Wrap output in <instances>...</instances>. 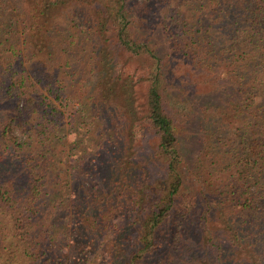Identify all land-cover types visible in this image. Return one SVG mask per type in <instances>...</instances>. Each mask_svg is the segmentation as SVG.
I'll return each instance as SVG.
<instances>
[{
	"label": "trees",
	"instance_id": "obj_1",
	"mask_svg": "<svg viewBox=\"0 0 264 264\" xmlns=\"http://www.w3.org/2000/svg\"><path fill=\"white\" fill-rule=\"evenodd\" d=\"M191 1L198 12L192 17L185 12ZM22 2L25 18L8 33L15 39L8 41L0 33V46L5 47L0 103L13 107L0 135V170L19 164L17 170L25 177L22 184L0 181V264H53L56 248L68 239L81 234L88 238L87 233L93 243L110 223L113 237L106 244L107 256L121 264H151L170 250L169 236L175 232L185 188L178 135L182 117L173 108L180 100L168 89L167 60L160 49L134 36L128 0ZM163 5L170 20L164 32L202 69L214 73L226 68L233 83L230 93L240 94L233 103L240 120V154L225 164L223 189L213 195L216 208L221 209L223 196L222 204L232 207L229 214L221 209V219L229 234L240 239L239 248L247 244L251 258L246 264H264V0H163ZM110 31L126 61L141 74L136 82L119 75L117 84L109 82L114 73L107 67L114 61L103 65L100 48ZM89 42L91 50L85 46ZM75 75L93 76L80 78L89 86L78 95L69 89V77ZM136 86L144 88L140 102ZM82 96L83 119L90 120L89 138L97 150L89 166L97 162L99 170L102 163L104 175L93 187L94 196L78 202L77 193L62 194V185L56 189L61 181H49L45 156L38 149L29 150L28 141L51 142L65 125L66 106ZM224 115L236 124L229 112ZM140 125L151 139L147 154L144 147L137 154L133 148ZM24 137L28 141L21 142ZM88 155L81 153V161ZM51 199L61 216H46ZM197 201L198 216L187 219L177 233L186 241L201 240L221 262L224 250L210 227L213 207ZM119 219L124 220L117 224ZM60 235L64 241L58 240Z\"/></svg>",
	"mask_w": 264,
	"mask_h": 264
},
{
	"label": "rangeland",
	"instance_id": "obj_2",
	"mask_svg": "<svg viewBox=\"0 0 264 264\" xmlns=\"http://www.w3.org/2000/svg\"><path fill=\"white\" fill-rule=\"evenodd\" d=\"M22 1L24 0H0V33L8 41H12L15 37L14 34L8 33L14 30L15 26H19L20 21L25 18ZM128 1L134 36L136 39L149 42L152 47L160 49L165 60H167V82L170 86H168V89L176 94L177 99L180 100L173 108L178 109L182 117L178 125V135L184 155L182 174L185 188L178 203L175 232H171L169 236L171 241L168 238L166 239L170 242V250L159 254L152 263L246 264V261L251 258L247 244H243L239 248L237 245H240V239L229 234L225 229L224 221L221 219V209H225L229 214L232 207L228 206L227 203L222 204V200H225L223 196L220 199L221 209L216 208L218 201L213 195L214 190L223 189L222 178L227 177V173L224 171L225 164L234 162L236 159L234 154H240V129L238 130L240 120L234 116L233 112V103L240 100V94L238 91L233 95L230 93L233 91V83L231 76L227 74L228 70L226 68L214 73L209 72L207 68L202 69L200 63L181 51L180 47H183L181 43L175 42L174 38L164 32L163 26L165 23H169L170 20L166 16L167 11L164 8L166 6L163 5V0ZM193 5L194 2L191 1L188 10H185L187 14L191 13V17L198 14ZM19 14L22 15L19 16ZM102 42L100 50L103 51L101 56L104 57L103 65H108V62L112 59L114 61L107 67V71L114 73L113 77L109 75V82L117 84L118 75L122 76L123 79L129 77L134 82L137 78L142 77L136 71L133 63L130 64L126 61L122 48H119L114 40L112 31L103 37ZM85 46L91 50L90 42ZM2 49H5L4 45L0 46V58L3 55L1 53L3 52ZM56 57L55 60H57ZM106 57H108L107 60ZM71 60L75 59L71 58ZM78 65L86 69L84 63L78 61ZM113 65L116 66L113 67ZM92 77L90 75V78ZM80 78L90 79L88 76L81 75L79 77L76 75L69 77L71 93L78 95L85 92L84 86H89V83L82 82ZM143 90L142 86H136L139 102ZM79 98L74 99L72 103L66 106L65 125L55 133L51 142L49 141L44 145L41 141H28L25 137L20 140L21 142H29L31 147L29 150L38 149L42 152L47 160L46 174L49 181L53 183L61 181L60 184L56 185V189L59 188V185H62L66 187L62 194L71 196L77 193L75 198L78 202L88 196H94L93 187L97 183L99 184L101 177L104 175L102 163L99 162V170L97 162H94L95 164L91 167L89 166V161L93 159L92 154H95L97 150L94 146V140L89 138L93 130L92 126L88 125L90 120L83 119L85 116L82 110L85 101L84 96ZM79 102H82V104ZM115 105L117 106L116 103ZM12 108L8 104L0 103V135L4 126L9 123V114ZM227 112H229L232 119L236 120V124L234 121L233 123L227 121L224 115ZM135 133V144L133 146L135 153L141 152L144 147L145 154H147L148 148L152 150L151 139L145 136L144 131L141 130V125L136 128ZM15 134L19 137V133L15 131ZM224 152H229V154L224 155ZM81 153L89 154L85 157L84 162L81 161ZM102 159L105 161V158ZM18 165L11 164L0 170V181L11 179L16 180L19 184L25 183L23 171L21 169L17 170ZM95 165L97 168L94 167ZM17 176H20L21 179ZM197 200H204L205 206L208 203L213 207L211 214L213 215V221L210 227L213 232L217 233V241L224 250L221 262L217 260L215 250L213 248L206 249L201 240L189 238L186 241V236L177 233L176 229L183 227L187 219L192 220L193 217L198 216L196 213L200 203ZM50 201V206L45 209L46 216L50 217L52 212L59 215V205L54 207L55 199ZM194 206H196L195 210H193ZM60 208H63V206H60ZM123 220L119 219L117 224H120ZM61 227L58 226L57 231L65 234V231H61ZM112 233L113 229L110 223L106 232L102 235L99 234L101 235L100 238L93 243L89 242L90 237L87 233L84 236L89 239L84 238L83 234L73 239V241L70 238L66 242L67 248H65L66 245L56 248L52 263L121 264L120 261L110 258L106 254L108 252L106 244L113 237ZM58 240L64 241V238L61 236ZM188 248L189 250H186ZM233 248L236 249V252H233ZM59 258L61 259L60 262L58 261Z\"/></svg>",
	"mask_w": 264,
	"mask_h": 264
}]
</instances>
